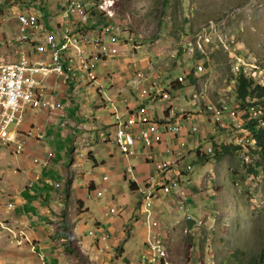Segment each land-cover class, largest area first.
<instances>
[{
  "label": "rangeland",
  "instance_id": "rangeland-1",
  "mask_svg": "<svg viewBox=\"0 0 264 264\" xmlns=\"http://www.w3.org/2000/svg\"><path fill=\"white\" fill-rule=\"evenodd\" d=\"M61 1L63 0H0V14L4 13V17L1 16V18L7 19L10 12L12 18L17 22L16 5L21 8L36 6L33 8L40 10V16L46 18V15L55 13L54 6H58V2ZM41 3L42 5L39 6ZM10 5L14 11L8 9ZM115 11L119 18L115 17L114 22L111 23L118 22L120 36L115 38L114 49L111 45V36H103L105 56L110 58L99 61L97 66L99 75L96 74L94 68L90 67L87 58L82 57V60L86 59L89 67L92 68L91 72L89 69V73L96 75L97 80L92 84L84 80L86 73L74 62L72 64V60H70V66L73 65V71H77L78 74V85L70 94L77 97L80 103L88 100L89 107V109H80L81 117L87 126L80 130V134L84 135L81 146L85 148V152L88 149L94 150L95 153L106 151V144L98 141V132H101L103 136L108 135H106V131H98L94 124L90 123L92 121L90 117L93 113L98 115L97 108L103 107L104 104L107 106L104 109L106 112L103 111L104 113L100 115L109 112L111 101H114L110 95L109 87L112 84L110 80L114 77L122 79L127 92L130 89V97L136 104L142 103L145 106V113L152 116L151 120L157 119L155 112L159 118L164 119L163 111L172 105L171 114L174 116L170 114L169 122H173V118L176 119L181 115L176 119L179 120V131L185 139L188 137L187 141L189 142L188 145L182 141L175 144L173 140H179L178 138L174 139L170 135L164 136L163 145L171 146L173 152L182 150L184 147L185 153L181 157H177L180 158V163L175 166V169L187 174L181 177V186L177 181H173L171 184L179 194L191 199L188 212L184 213L180 210H185L186 206L182 203L179 210V200L176 194L169 198H164L159 192L155 194L154 204L152 202L153 205L150 207L159 220L155 262L150 261L151 255L146 243L148 212L144 209V204L148 200L147 193L143 194L138 191L131 193L128 187L129 181L122 184L128 196L120 195V198L124 200H120L121 205L127 200L126 203L129 202V207L138 208L139 202L142 201L140 210L145 226L142 247L139 246L140 249H133L131 253L126 254L124 260L136 261L139 258L141 261L136 264H159L157 258L162 259L165 256L166 264H261L260 256L264 251V151L260 150L257 144H253L252 139L250 142L243 141L241 145L232 144L234 147L237 146L236 149L232 147L231 150H226L224 147L234 142L233 133L236 130L234 127V129H228L225 126L227 122H224L226 119L223 115L228 116L230 112L225 111L222 113L223 115L217 114L207 109V106L211 105L210 108L213 109L216 106L219 108L221 105L230 103L237 111L241 110L240 108H246L236 101L235 86L237 76L241 74L238 72L251 76L256 85L264 87V0H116ZM211 19L218 22L219 27L214 21L208 23ZM0 23L4 28L9 21ZM40 24L42 28L37 29L38 31L47 28L43 22ZM200 24L203 25L200 26ZM199 26L201 28L195 35L185 32L188 29L195 30ZM221 30L233 33L236 37L235 42L231 44L228 41V45L223 40L224 36ZM112 33L106 32V28H104V34ZM218 33H220L218 39L227 49L226 51L221 46L213 48V37H216ZM77 36L78 34H71L72 38ZM1 44L0 41V46H2ZM86 50L88 53L94 51L92 45H87ZM114 50H118L116 56H114ZM197 51L204 57L199 61H194L193 58H196ZM56 52L57 47L54 48L53 54ZM76 60L78 62V58ZM197 62V70L201 72L196 70ZM206 63H208L207 66ZM191 69L196 70L195 74L198 77L194 84H190V81L185 78L183 80L184 87L176 93L173 92L170 99L162 100L163 94L162 98L157 97L161 95L160 91L167 86V83L177 80L180 75L186 71L189 73ZM251 69L254 73H251ZM99 78H102V92L97 91ZM137 80H142L140 84L143 86L145 84L149 89L146 97L143 96L141 100L135 98L139 95V92L133 87ZM179 80L182 81L181 76ZM144 81L147 83L149 81V84ZM89 84L92 86L90 85L88 88ZM108 98L111 100L108 101ZM249 99V103L264 100V91ZM116 103L119 104V102ZM204 106L206 108H203ZM142 107L140 106L139 109ZM253 108L257 109V107H252V113H254ZM181 109L183 114L180 112ZM196 110L198 111L196 112ZM113 113L122 115L118 106L115 107ZM184 115L185 118L190 116L191 118L180 120ZM199 118H201V122ZM237 119L236 116L232 117V121L238 125L237 131L242 132L243 130L246 133L247 130L241 128L242 125L237 122ZM194 126L198 128L193 130ZM13 127L14 125L11 126V128ZM49 128L52 129L48 132L43 146L46 150L52 148L54 151H58L61 158L69 151L64 157L69 164L70 149L72 148L70 141L73 138L70 137L69 140L64 138L59 128L54 126ZM172 134L174 135L175 131H172ZM89 136L92 139H89ZM246 138L248 137L245 134ZM237 140L239 141L240 137ZM65 143L70 147L69 150L64 148ZM115 147L110 146L112 150ZM209 149L211 150L209 151ZM4 150L9 151V148L4 147ZM139 153L143 155V151H139ZM199 153L203 155L200 156ZM13 155L7 156V167L10 165L13 168L18 162L12 157L17 158L20 155ZM53 155L55 156L54 153ZM123 155L127 157V155ZM204 155H209L206 162H203L205 161ZM170 156L171 154L164 160ZM136 161L137 159L131 160L130 164L125 167L132 178H135V173L131 164H139ZM80 164L82 165L80 166L83 170L82 174L88 173L91 178L97 176L98 190L96 194L99 197L88 198L83 186L80 189L75 188V194L77 193L81 199H86L90 213L99 216L96 201H100L101 206L104 207L110 199V188H104V185L101 184L107 173L102 170L101 166L97 169L91 168L94 164L88 163L86 159H82ZM107 166L110 167L108 159ZM188 166H191L192 169L188 170ZM168 175L174 178L173 172H169ZM163 182L167 184L166 180ZM98 192L101 194L98 195ZM159 199L164 200L161 207L164 208L166 205V208L164 211L161 210L158 218L157 206L160 202L157 200ZM116 203L118 204V202ZM113 209L115 210V208ZM155 211L157 212L155 213ZM192 216L196 217L194 224L189 222ZM98 219L104 221L103 216H99ZM71 222L72 220H68L66 225L69 232ZM89 227H93V225H89ZM106 227L107 225L104 223L103 228ZM126 227L127 234H134L130 229V223ZM161 236L165 238V241ZM24 237L27 239L26 236ZM101 238L105 240L106 236H101ZM18 245L21 246V243L18 242ZM33 247L32 251H35V247ZM99 250L102 253L103 248H99ZM0 253H3L1 249ZM40 256L43 258L44 253H41ZM115 258L116 256L113 257V259ZM124 260L122 258L120 263L113 264H125L121 263Z\"/></svg>",
  "mask_w": 264,
  "mask_h": 264
},
{
  "label": "crops",
  "instance_id": "crops-1",
  "mask_svg": "<svg viewBox=\"0 0 264 264\" xmlns=\"http://www.w3.org/2000/svg\"><path fill=\"white\" fill-rule=\"evenodd\" d=\"M41 5L42 3L39 4V6ZM15 11L16 13L35 14L43 22L44 26L48 27L46 18L40 16V10L30 7L21 9L16 5ZM2 15L5 14L1 13L0 18ZM8 17L9 23L4 28L0 23V41L2 43V46H0V61L12 60L15 57L14 44L11 43L9 45L8 52H6L3 45L4 39H13L18 34L17 23L10 12ZM39 32L44 37V40H51V32H49L48 28ZM55 47H57V42H50L49 47L46 44H39L41 59L49 60V54H53ZM76 58H78V62ZM70 60H72V63L76 61L74 64L86 73L84 80L87 81V77L91 82L97 80L96 75L83 70L82 57L70 55ZM91 70L92 68H90V72ZM56 80L57 83L49 87L48 97L56 103L55 108H49L48 103L45 102L39 109H30L25 113V120L21 130L23 132L33 130L36 134L34 137H25V133L19 135L20 138L25 139V151L16 158L12 151L13 147H7L9 151H5V146L0 144V158H3L0 159V249L3 251V253H0V263H120L119 261L122 258L124 260L126 254L131 253L133 249H140L139 246L142 247L145 235V226L140 210L142 201L139 202L138 208L129 207V202L126 203L127 200L121 205L120 200H124L120 198V195L128 196L122 184L129 181L128 187L130 188L131 182H135L134 190L130 188L131 193L136 191L143 193V190L152 188L151 179L156 176L153 175L156 174L154 164L161 160L164 161L169 154H171L170 158H172V153L169 152L171 146H164L163 142L154 144V162L145 161L144 156L139 153V151L143 150L142 145L139 143L134 148V155L126 157L119 151L114 141V134L118 125L113 110L118 106L122 112V119L126 120L130 112L140 108L143 104H136L133 98L130 97V89L127 92L122 79L114 77L110 80L112 84L109 87V92L114 101H111L109 112L105 115H100L107 108L104 104L103 107L99 106L97 108L98 115L93 113L92 117H90V120H92L90 123H93L98 131H106V135H108L103 136L101 132H98V141L106 144V151L95 153L94 150L88 149L85 152V148L81 146L84 135L80 134V130L81 128H87V126H85L81 117L80 109H89L88 100L80 103L77 97L70 94L78 85V79L67 82L61 77ZM99 82L102 84V78H99ZM146 84H149V81ZM90 85H88V88ZM97 91L102 92L103 90L97 88ZM135 98L141 100L137 96ZM110 100L108 98V101ZM115 101L119 102V104ZM121 102L123 103L120 104ZM199 119L201 122V118ZM50 126L59 128L64 138H68V140L70 137L73 138L70 141L72 148L70 149L66 143L64 147L65 149H70L71 152L69 164H67V159L64 158L69 151L61 158L58 151H54L52 148L46 150L43 146L48 132L52 129L49 128ZM37 136H41V139H37ZM89 139H92L91 136H89ZM187 140L188 137L185 139L180 134L179 140H173V142L176 144L182 141V143H187L186 145H188L189 142ZM110 146L116 147L112 150ZM48 151H52L55 156H48ZM10 154L14 156L12 157L13 159L18 161L13 168L10 165L6 166L8 165L7 156H10ZM36 157L40 158L39 162L34 161ZM82 159H86L88 163L92 162L94 165L91 168L97 169L101 166L102 170L107 173L103 177L101 184L104 185V188H110V199H108L104 207L101 206L100 201H96L98 206L97 214L104 217L103 222L98 219L99 216L90 213L86 199H81L77 193V195L75 194V188L80 189L83 186L88 198L99 197L96 194L98 190L97 176L92 175L94 177L91 178L88 173L86 175L82 174L83 170L80 168ZM107 159L110 160V167L107 166ZM135 159H137L136 162L139 164H131L135 173V178H132L125 167L130 164L131 160ZM43 161H46L47 165H44ZM31 182L34 183L32 186L30 185ZM77 182L78 184H76ZM154 190L160 192V189L156 190L155 186ZM171 190H174L173 187H171ZM150 195L155 194L150 192ZM169 197L166 196L164 198ZM164 198L162 197V199ZM157 201L160 202L157 206L159 218L161 210L164 211L166 205L162 208L161 204H163L164 200L159 199ZM112 208H115V212H111ZM68 220H72L70 232L66 228ZM104 223L107 225L105 229L103 228ZM128 223H130V229L134 234L125 232ZM89 225H93V227H89ZM101 236H106V239L103 240ZM18 242L21 243V246L18 245ZM72 245L79 250V254L72 251ZM32 246H35V251H32ZM99 248H104L102 253H100ZM141 252L143 251L141 250ZM41 253H44L43 258L40 256ZM115 256L116 258L113 259ZM140 261L137 258L136 261L124 260L121 263L136 264L140 263Z\"/></svg>",
  "mask_w": 264,
  "mask_h": 264
},
{
  "label": "built area",
  "instance_id": "built-area-1",
  "mask_svg": "<svg viewBox=\"0 0 264 264\" xmlns=\"http://www.w3.org/2000/svg\"><path fill=\"white\" fill-rule=\"evenodd\" d=\"M115 2V0H63L58 2V6H54L55 13L46 15L51 40H44L28 13H15L18 34L15 38H8L3 42L6 52L9 50V45L14 44L15 57L12 60L0 61V144L2 146L13 147L15 155L25 151V139L20 138L19 135L25 133V137L36 136L33 130L26 132L21 130L26 111L39 109L45 102L48 103L49 108H55L56 103L48 98L49 87L57 83V78L62 77L67 82L78 79L77 71H73V66H70V55L86 57L90 67L94 68L98 74L99 61L110 58L105 56L103 36H111L113 49L116 36H120L118 22H115L114 33L104 34L106 22H114L113 19L117 17ZM2 17L4 16L2 15ZM6 20L9 21V17L7 19L1 18L0 22L4 23ZM71 34H78V41H71ZM50 42H57V53L49 54V60H42L39 54V44H46L49 47ZM87 45H92L94 51L88 53ZM117 51L114 50V56H116ZM186 72L184 74H188V71ZM140 81L142 80L135 81L133 87L139 92L138 97L141 99L143 96L146 97L149 89L145 84L144 86L140 84ZM87 82L92 84L88 77ZM97 85L98 89L102 90V84L99 82ZM170 98L171 95L166 92L163 93L162 100ZM169 108L172 109V105ZM240 109L237 111L234 108H227V111L230 113L239 112V114L249 111V119L253 117L252 115H257V113H252V106ZM145 112V108L132 111L126 120H123L120 115H116L118 127L114 134V141L122 154L133 155L135 153L134 148L137 147L139 141H143L147 149L152 151L153 141L161 140L165 134L164 127H168L171 134L172 131H175V134L179 131L178 122L175 124L168 122L165 126H160L159 123L151 120V116ZM216 113L219 114V112ZM225 124L229 129L235 128L234 125L231 127L229 123ZM12 125H14L13 128H11ZM136 126L138 127L136 128ZM193 130H196V127ZM242 132L245 133L243 130ZM38 138L41 139V136H37ZM244 139L245 134L240 137L238 142ZM150 153L153 155V152ZM175 155L181 156L182 150H178ZM48 156L53 157L54 155L49 152ZM39 160V157L34 159L35 162H39ZM43 164L47 165V162L43 161ZM178 165V159H171L166 162L160 161L156 167L159 173L163 175L165 168ZM188 169H191V166H188ZM33 184V182L30 183L31 186ZM160 185V192L173 196L171 183L163 184L161 182ZM183 192L185 191L183 190ZM143 193H147L146 197L148 198L144 204V209L148 212L146 243L151 255L150 261L155 262L159 222L151 210L152 208H150L154 204L155 195H150V192L146 190H143ZM99 194L101 192H98ZM114 211L112 208L111 212Z\"/></svg>",
  "mask_w": 264,
  "mask_h": 264
},
{
  "label": "trees",
  "instance_id": "trees-1",
  "mask_svg": "<svg viewBox=\"0 0 264 264\" xmlns=\"http://www.w3.org/2000/svg\"><path fill=\"white\" fill-rule=\"evenodd\" d=\"M93 14H96V13H93ZM200 26H201V24H200ZM200 26L197 29H195V30L194 29H188V31H185V32L186 33H190V35H195L196 32H197V30H199ZM213 39H214V37H213ZM195 56H196V58L195 57L193 58L194 61L195 60L196 61H199L200 59H202V57H204L203 54H198L197 52L195 53ZM207 65H208V63H206V66ZM197 68H198V62L196 63V70H197ZM196 70L195 69H191L188 74L180 75L182 77V81L179 80V77H180L179 76L177 80H172L170 83H167V86H165V88L162 89V91L160 93L161 95H158L157 97L158 98H162V94L165 93V92L168 93L169 95H172L173 92L176 93V91H178V90H180L181 88L184 87L183 86V80L185 78L190 81V84H194L197 81V79H198V77L195 74V71ZM235 91H236V94H237L236 101L239 102L241 104V106L246 107V108H250L251 106L252 107H257L258 106V103L257 102L249 103L250 102V99L249 98L250 97H253L254 98V97L258 96L260 93H262L264 91V87L263 86H260V85H256L254 83V81H253V79H252L251 76H249L247 74L245 75L244 73L241 72V74H239L237 76ZM142 106H143L142 108H145L144 105H142ZM210 107H211V105H208L207 106V109H210L211 111H213L214 108L211 109ZM137 110H139V108L136 109L135 111H137ZM223 110L224 109H220V111H223ZM258 111L259 110L257 109V113H258ZM171 112L172 111H171L170 108H167L165 111H163V113L165 115L164 119L163 118H159L157 116V112H155V115H156V118L157 119L156 120L153 119V121L159 123L160 126H165L170 121L169 118H170ZM180 112H182V114H183L182 109H181ZM214 112H216V109L214 110ZM173 120H174V118H173ZM224 122H227V121L224 120ZM253 123H254L253 121H250L249 122V124H252L253 125V127H250V131L255 134V136H256L255 138H256V141H257L258 146L261 148V150L264 151V129H260L257 132V130L255 129L256 126ZM164 128H165L164 129V133H165L164 135H170L171 136L168 127H164ZM135 135H136V133H135ZM163 136H162V139L161 140L153 141V146H154V144H159L163 140H165V137H163ZM138 143L142 145V148L144 150V151L143 150L142 151H143V156L145 158V161L146 162H154V160H155V155L154 154L155 153H153V155H151V153H150V152H153L154 147H153V150L152 151H149L143 141H139ZM232 147L236 149L237 146L234 147V145H232V144H227L224 148L229 151V150H231ZM199 155L202 156L203 154L202 153H199ZM150 156H151V158H150ZM203 157H204V160H205L203 162H206V160L208 159L209 155H204ZM188 170H190V169H188ZM186 174L183 173V175H186ZM175 177H176V175H174V178ZM174 178L171 177V179H174ZM178 183H181V177H179ZM135 184H136L135 182H131V186H130L131 190H134V187L133 186ZM155 187H156V189H159L160 188V185L157 184ZM190 199H191L190 197L186 199V203H188L189 205H190ZM195 218L196 217H193V219L189 220V222L194 224ZM66 228H68V226ZM161 237H162L163 240L165 239L163 236H161ZM71 249H72V251H75L77 254H79V250L76 249V247L74 245H72ZM260 262H262L261 264H264V251L262 252V254L260 256Z\"/></svg>",
  "mask_w": 264,
  "mask_h": 264
},
{
  "label": "clouds",
  "instance_id": "clouds-1",
  "mask_svg": "<svg viewBox=\"0 0 264 264\" xmlns=\"http://www.w3.org/2000/svg\"><path fill=\"white\" fill-rule=\"evenodd\" d=\"M116 1V0H115ZM116 3V2H115ZM11 5H16V4H11ZM11 5L9 6V10H11V11H13L12 9H11ZM20 7V6H19ZM33 8V7H35V6H28V8ZM21 8V7H20ZM21 9H27V8H21ZM97 16H98V14H97ZM99 17V16H98ZM117 18H119V15H117ZM210 21H214V20H209L208 21V23L210 22ZM215 22V21H214ZM216 24H217V27H219L218 26V22H215ZM206 24V23H205ZM203 25V24H202ZM201 25V26H202ZM201 28V27H200ZM221 33H222V35L224 36V41L226 42V43H228V41H230V43L232 44V42L234 43L235 41H234V39H236V37H234V35H233V33H230V32H228V31H222L221 30ZM217 36L216 37H214V44H213V48L214 47H216V46H221V48L224 50V51H226L227 49L226 48H224V46H223V44H222V42H220L219 41V39H218V37H219V35H220V33H218V34H216ZM233 40V41H232ZM228 45H229V43H228ZM197 53L198 54H200V52L199 51H197ZM198 71V70H197ZM198 72H201V71H198ZM236 72V71H235ZM238 73H241V72H238ZM246 75V74H245ZM258 103V106H257V109L259 110L258 111V113H257V115H252L253 117L252 118H250V119H248L249 118V116H250V113H249V111H245L244 113H243V117H244V120H246V122H245V124L242 126V128H244V129H247L248 131H249V133H250V136L248 137V138H246V139H244V140H241V142H238V138L239 137H242V135H244L245 133L244 132H238L237 131V129L235 130V132L233 133V137H234V142L233 143H229V144H235V145H241L242 143H243V141H245V140H247V141H251L250 139H252V141H253V144H257V141H256V136H255V134L254 133H252L251 131H250V127H253V125L252 124H249V122L250 121H253L254 123L253 124H255V126H256V130H257V132H258V130H260V129H264V100H260L259 102H257ZM170 106V105H169ZM169 108V107H168ZM172 108H173V106H172ZM204 108H206L205 106H204ZM230 108H233L232 106H231V104L229 103V108L228 109H230ZM196 109H198L197 107H196ZM171 111H172V109H171ZM198 110H196V112H197ZM173 115V114H172ZM174 116V115H173ZM181 116V115H180ZM180 116H178V117H180ZM223 117L226 119V121H227V123H229L230 124V126L232 127V124H231V118H230V114L228 115V116H225V115H223ZM176 119H177V117H176ZM176 119H172L173 120V122H169V123H172V124H175L176 122H178L179 120H176ZM184 119H189V118H185V115H184V117L182 118V119H180V120H184ZM249 121V122H248ZM194 127H196V128H198L197 126H194ZM170 134H171V132H170ZM180 131H177L176 132V134L175 135H173V134H171V136L175 139V138H178L179 139V137H180ZM165 136V135H164ZM163 136V137H164ZM163 141H165V140H163ZM162 141V142H163ZM186 146V145H185ZM257 146H258V144H257ZM259 147V146H258ZM259 149L261 150V148L259 147ZM211 149H209V151H210ZM169 152H171L172 153V158H170V159H168V160H171V159H178V161H179V163H180V158H177L178 156H176L175 154H176V152H173L172 151V149L169 151ZM185 153V150H184V147H183V149H182V155ZM181 155V156H182ZM180 156V155H179ZM180 156V157H181ZM167 160V161H168ZM162 161V160H161ZM160 161H158V162H156L154 165H155V169H156V176H154L151 180H152V188H150V189H148L149 190V192H152V193H154V194H157L158 192L157 191H155L154 190V186H156L157 185V183H158V185H160V183L162 182L163 184H166V183H164L163 182V180H166V182H167V184L168 183H172L173 181H177L178 182V179H179V177H182L183 176V173H184V171L183 172H181V170H179V169H175V166H169V167H167V168H165L164 170H163V175L162 174H160L159 173V171H158V169H157V167H156V164L157 163H159ZM163 162H166L165 160L163 161ZM191 169H192V167H191ZM190 169V170H191ZM179 171V172H178ZM169 172H173V174L174 175H176V177L174 178V179H171V176H169L168 175V173ZM181 174V175H180ZM162 176H163V178H162ZM156 180V181H155ZM155 181V182H154ZM181 184H182V182L181 183H179V185L181 186ZM160 187H161V185H160ZM156 188V187H155ZM160 189V188H159ZM159 189H156V190H159ZM147 190V191H148ZM143 192V191H142ZM160 194H162L163 195V197H169V195H166V194H163L162 192H159ZM170 197H172V196H170ZM189 198V197H188Z\"/></svg>",
  "mask_w": 264,
  "mask_h": 264
},
{
  "label": "bare ground",
  "instance_id": "bare-ground-1",
  "mask_svg": "<svg viewBox=\"0 0 264 264\" xmlns=\"http://www.w3.org/2000/svg\"><path fill=\"white\" fill-rule=\"evenodd\" d=\"M30 16H31V18H32V20H33V22H34V26L37 28V29H41L42 28V25L40 24L42 21L38 18V16L37 15H35V14H32V13H28ZM108 25V26H107ZM48 28V27H47ZM104 28H106V32H113V31H115V24H112L111 22H108V24H106V26L104 27ZM71 41H78V36L77 37H71ZM57 53V52H56ZM55 53V54H56ZM88 61V60H87ZM74 63H75V61H74ZM238 65V64H237ZM236 66V65H235ZM235 66L233 67L234 68V71H235ZM245 67V66H244ZM82 68H83V70L84 71H89V69H90V67H89V65H88V63L86 62V59H83L82 60ZM251 73H254V71H253V69H251ZM261 84V83H260ZM227 108H229V104H225V105H221L219 108H217V106L214 108V110L216 109V112H219V114H221V115H223L222 113L223 112H225V111H227ZM220 109H224L223 111H220ZM214 110H213V112H214ZM253 112L254 113H257V109H254L253 108ZM233 116H236V117H238V119H237V122H239V124L240 125H244L245 124V122H246V120H244V117H243V114H239V112H231L230 113V118H231V124L232 125H234V127H235V129H239L238 128V125H237V123H235V122H233L232 121V117ZM242 126H241V128H242ZM228 129H229V127H228ZM242 129H244V128H242ZM247 130V129H246ZM246 134V136L247 137H249L250 136V133H249V131L247 130V132L245 133ZM171 187H173V186H171ZM174 194H176L177 196L176 197H178V202H179V206H178V208H179V210H180V205L182 204V203H184V205L186 206V209L185 210H180V211H183L184 213H187L188 212V203H186V199L187 198H185L183 195H181V194H179V192H177V190L176 189H174L173 190V195ZM188 216V215H187ZM35 247V246H34ZM33 247V248H34ZM165 247V246H164ZM34 250V249H33ZM165 256L164 257H162V259L160 258V259H158L157 258V260L159 261V264H166L165 263Z\"/></svg>",
  "mask_w": 264,
  "mask_h": 264
}]
</instances>
